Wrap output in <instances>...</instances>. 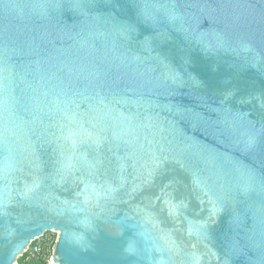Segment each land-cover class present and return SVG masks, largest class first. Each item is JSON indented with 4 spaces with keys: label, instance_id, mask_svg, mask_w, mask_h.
I'll use <instances>...</instances> for the list:
<instances>
[{
    "label": "water",
    "instance_id": "water-1",
    "mask_svg": "<svg viewBox=\"0 0 264 264\" xmlns=\"http://www.w3.org/2000/svg\"><path fill=\"white\" fill-rule=\"evenodd\" d=\"M49 231L54 264H264V0H0V264Z\"/></svg>",
    "mask_w": 264,
    "mask_h": 264
},
{
    "label": "built area",
    "instance_id": "built-area-1",
    "mask_svg": "<svg viewBox=\"0 0 264 264\" xmlns=\"http://www.w3.org/2000/svg\"><path fill=\"white\" fill-rule=\"evenodd\" d=\"M52 235L56 238V232L52 231ZM52 240L53 237L47 233L36 238L14 264H54L50 258Z\"/></svg>",
    "mask_w": 264,
    "mask_h": 264
},
{
    "label": "rangeland",
    "instance_id": "rangeland-1",
    "mask_svg": "<svg viewBox=\"0 0 264 264\" xmlns=\"http://www.w3.org/2000/svg\"><path fill=\"white\" fill-rule=\"evenodd\" d=\"M47 234H49L50 236H52L53 238H55V236L52 235V231L47 232ZM52 245H53V243H52Z\"/></svg>",
    "mask_w": 264,
    "mask_h": 264
},
{
    "label": "snow or ice",
    "instance_id": "snow-or-ice-1",
    "mask_svg": "<svg viewBox=\"0 0 264 264\" xmlns=\"http://www.w3.org/2000/svg\"><path fill=\"white\" fill-rule=\"evenodd\" d=\"M217 209L215 207H213V212H215ZM212 213H210L211 215ZM201 227H203V225H201Z\"/></svg>",
    "mask_w": 264,
    "mask_h": 264
},
{
    "label": "trees",
    "instance_id": "trees-1",
    "mask_svg": "<svg viewBox=\"0 0 264 264\" xmlns=\"http://www.w3.org/2000/svg\"><path fill=\"white\" fill-rule=\"evenodd\" d=\"M54 241H55V240H54V238H53L52 243H54Z\"/></svg>",
    "mask_w": 264,
    "mask_h": 264
}]
</instances>
